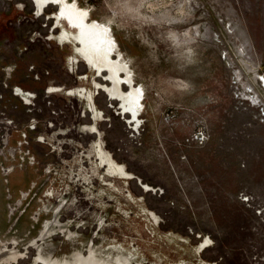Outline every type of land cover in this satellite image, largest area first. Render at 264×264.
<instances>
[{
  "label": "rangeland",
  "instance_id": "obj_1",
  "mask_svg": "<svg viewBox=\"0 0 264 264\" xmlns=\"http://www.w3.org/2000/svg\"><path fill=\"white\" fill-rule=\"evenodd\" d=\"M67 2L0 0V264H55L107 188L264 264V0Z\"/></svg>",
  "mask_w": 264,
  "mask_h": 264
},
{
  "label": "water",
  "instance_id": "obj_2",
  "mask_svg": "<svg viewBox=\"0 0 264 264\" xmlns=\"http://www.w3.org/2000/svg\"><path fill=\"white\" fill-rule=\"evenodd\" d=\"M55 264H216L105 190Z\"/></svg>",
  "mask_w": 264,
  "mask_h": 264
},
{
  "label": "bare ground",
  "instance_id": "obj_3",
  "mask_svg": "<svg viewBox=\"0 0 264 264\" xmlns=\"http://www.w3.org/2000/svg\"><path fill=\"white\" fill-rule=\"evenodd\" d=\"M49 1H51L53 4L57 5L58 7L63 9L64 11H67L73 17L81 19V15H80L79 11L77 9H75L74 7H71L70 4L67 2V0H49ZM97 35H99V37H101V36L103 37L105 35V33L101 29L97 33ZM109 52H111V51L106 50L104 55L108 56L107 53H109ZM113 64L109 65L110 73L112 74V76H115L114 74H116V75L117 74L118 75L119 74L125 75L122 70H118V68H117L118 66L117 65H115L117 69L114 68L115 66ZM112 81L115 82V83L121 82L123 84H127L131 88V91H130V94H129V97H130L131 100H130V102L127 105L131 109L138 110L139 107H140L139 103L141 101V96H140V93L134 88V86H133L134 84L132 85L130 79H128V74H126L125 79H123L122 76H121V80L120 81H118L117 79H114V78H112ZM136 110L131 112L133 117H136L137 114H138Z\"/></svg>",
  "mask_w": 264,
  "mask_h": 264
}]
</instances>
